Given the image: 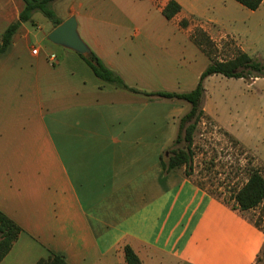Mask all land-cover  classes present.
Wrapping results in <instances>:
<instances>
[{
  "label": "crops",
  "instance_id": "0c3cea01",
  "mask_svg": "<svg viewBox=\"0 0 264 264\" xmlns=\"http://www.w3.org/2000/svg\"><path fill=\"white\" fill-rule=\"evenodd\" d=\"M98 1L82 0L60 18L75 15L92 50L145 91L161 90L151 89L154 66L169 58L171 41L180 34L192 40L198 27L228 34L232 8L245 7L175 0L181 10L169 20L162 11L170 0H131L135 12L122 0ZM23 9V0H0V43ZM154 10L162 24L133 27L138 44L121 52V35L113 34L122 33L119 17H152ZM249 11L263 15L264 0ZM33 19L0 52V210L22 228L0 264H36L51 253L69 264H127L126 245L140 264L158 255L183 264H257L264 254L258 228L235 218L184 167L163 171L189 103L102 82L76 51L48 40L52 22L45 28ZM163 106L169 124H155Z\"/></svg>",
  "mask_w": 264,
  "mask_h": 264
},
{
  "label": "rangeland",
  "instance_id": "374dc122",
  "mask_svg": "<svg viewBox=\"0 0 264 264\" xmlns=\"http://www.w3.org/2000/svg\"><path fill=\"white\" fill-rule=\"evenodd\" d=\"M80 1L82 0H55L51 3V8L63 18L73 6L79 8ZM94 1L96 4L99 2ZM130 1L122 0V6L130 12H135L134 8L138 7H134ZM138 4L149 5L146 1ZM239 8H232V22L224 23L223 29L228 34L206 32L217 48L214 56L207 54L203 48L182 34L179 35L180 44L178 39L171 41L169 58L164 59L162 64L154 66L151 89L192 90L197 85L202 71L211 61L234 57L240 46L254 59L264 61V14L254 15L248 8ZM34 14L45 28H49L51 21L41 11H35ZM162 20L163 16L156 10L153 11L152 17L145 18L140 15L119 17L122 33L113 34L121 35L120 40L116 37L117 43L122 44L121 52L128 53L131 50L130 45L138 44L131 36L133 27L145 24L159 25L162 24ZM132 51L137 52L139 49ZM204 84L206 88L204 108L211 118L201 121L195 134L191 179L229 207L235 218L258 228L264 235V219H260L262 205L241 211L236 208L232 196L233 191L247 181L253 168L264 174V76L246 79L214 74L207 77ZM161 104L163 101L156 106ZM164 107H158V111L156 109L160 114L158 121L155 119V124H169L168 110H164ZM226 131L238 141L236 142ZM256 221L260 223L259 227H256ZM153 260L149 257L144 264H183L178 261L171 262L163 255L155 256ZM257 264H264L263 253L257 259Z\"/></svg>",
  "mask_w": 264,
  "mask_h": 264
},
{
  "label": "trees",
  "instance_id": "16d2710c",
  "mask_svg": "<svg viewBox=\"0 0 264 264\" xmlns=\"http://www.w3.org/2000/svg\"><path fill=\"white\" fill-rule=\"evenodd\" d=\"M24 9L19 18L10 24L2 34L0 52L5 51L12 42V39L21 25L25 22H33L35 11H41L56 27L63 22L56 12L51 8V3L55 0H23ZM243 6L256 10L263 0H236ZM181 10V5L175 0H170L164 7L162 13L166 19H172ZM182 24L187 26V20ZM198 33V34H197ZM192 40L197 46L203 48L207 54L214 56V41L202 28H196L192 34ZM237 54L229 59H215L208 67L202 71L197 85L189 91H145L137 87L130 86L124 78L105 64V62L93 51L91 56L79 54L85 63L92 69L94 74L104 83L111 84L136 94H144L148 97H167L181 99L189 103V110L184 113L178 124V132L172 144L168 148V156H162V166L165 174L173 170L185 168V174L191 177L193 158L195 155V134L201 121L210 119L204 108L205 101V80L214 74H222L227 77L252 78L264 76V61L256 60L245 50L238 47ZM237 142L236 138L226 131ZM184 144V145H181ZM196 183V182H195ZM205 190L203 186L196 183ZM210 193V192H209ZM215 197L212 193H210ZM236 208L241 211L251 210L262 205L260 219H264V174L256 168L250 171L247 181L235 189L232 193ZM256 227L260 226L255 222ZM22 228L11 217L0 210V262L10 252L14 243L19 238ZM125 259L128 264H140L141 258L130 245L124 248ZM36 264H69L61 254L51 253L48 257L41 258Z\"/></svg>",
  "mask_w": 264,
  "mask_h": 264
},
{
  "label": "water",
  "instance_id": "95a60500",
  "mask_svg": "<svg viewBox=\"0 0 264 264\" xmlns=\"http://www.w3.org/2000/svg\"><path fill=\"white\" fill-rule=\"evenodd\" d=\"M51 42L72 49L85 56L93 53L90 45L82 38L75 15L70 16L56 26L47 36ZM168 154V153H167Z\"/></svg>",
  "mask_w": 264,
  "mask_h": 264
},
{
  "label": "built area",
  "instance_id": "2783aa9c",
  "mask_svg": "<svg viewBox=\"0 0 264 264\" xmlns=\"http://www.w3.org/2000/svg\"><path fill=\"white\" fill-rule=\"evenodd\" d=\"M38 52V49L37 48H34L33 49V53H37ZM52 59H55L56 58V55L55 54H52L51 55Z\"/></svg>",
  "mask_w": 264,
  "mask_h": 264
}]
</instances>
